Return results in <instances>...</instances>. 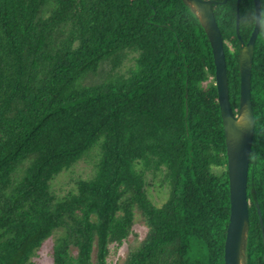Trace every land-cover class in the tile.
I'll list each match as a JSON object with an SVG mask.
<instances>
[{"label":"trees","instance_id":"obj_1","mask_svg":"<svg viewBox=\"0 0 264 264\" xmlns=\"http://www.w3.org/2000/svg\"><path fill=\"white\" fill-rule=\"evenodd\" d=\"M218 1L237 113V0ZM260 2L243 264H264ZM239 12L245 42L253 0H240ZM129 54L132 64L116 71ZM214 77L208 37L184 0H0V264H35L52 236V264H110L109 244L131 235L135 210L147 232L118 264H224L229 181ZM81 161L90 176L75 179V191H53L56 176ZM146 171L166 186L160 205Z\"/></svg>","mask_w":264,"mask_h":264},{"label":"water","instance_id":"obj_2","mask_svg":"<svg viewBox=\"0 0 264 264\" xmlns=\"http://www.w3.org/2000/svg\"><path fill=\"white\" fill-rule=\"evenodd\" d=\"M198 15L208 37L215 66V86L226 145V168L229 181V221L224 241V264H242L244 244L249 226L247 173L254 131L250 79L255 39L261 24V2L253 0L254 26L246 42L239 33V2L236 1L235 32L239 40V106L234 113L228 94L227 68L223 39L212 6L218 0H184ZM226 0H222L225 2ZM262 235L264 227L257 206Z\"/></svg>","mask_w":264,"mask_h":264},{"label":"rangeland","instance_id":"obj_3","mask_svg":"<svg viewBox=\"0 0 264 264\" xmlns=\"http://www.w3.org/2000/svg\"><path fill=\"white\" fill-rule=\"evenodd\" d=\"M132 58V54H129L127 59H124L120 66L116 68V71H124L127 66L132 63L129 61ZM109 65H105L102 70L104 73L109 70ZM71 171L62 172L56 176V178L51 183V188L58 194H65L68 190L73 189L75 191L74 180L80 178H88L90 176L92 167L90 162L81 161L76 164ZM161 175L157 173L152 175V172H145V182L147 184V194L153 203L160 205L166 199L167 192L166 186L162 185L160 187ZM147 232V227L141 218L140 214L135 210V220L132 225L131 235L125 239L122 244L111 243L109 244V254L107 256V261L110 264H118L127 255L130 247L137 245ZM54 243L53 236L46 239L42 246L36 251L33 258L35 264H52V245ZM75 252V249H71ZM92 260L94 261L95 249L92 253ZM244 263L242 259V264Z\"/></svg>","mask_w":264,"mask_h":264},{"label":"flooded vegetation","instance_id":"obj_4","mask_svg":"<svg viewBox=\"0 0 264 264\" xmlns=\"http://www.w3.org/2000/svg\"><path fill=\"white\" fill-rule=\"evenodd\" d=\"M260 27H261V25H260ZM248 40V39H247ZM246 42V41H245ZM254 48V47H253Z\"/></svg>","mask_w":264,"mask_h":264}]
</instances>
